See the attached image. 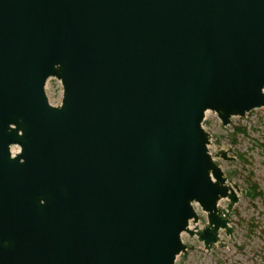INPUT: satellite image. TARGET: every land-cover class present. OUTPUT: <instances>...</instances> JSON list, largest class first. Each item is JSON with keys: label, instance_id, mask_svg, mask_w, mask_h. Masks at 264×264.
<instances>
[{"label": "water", "instance_id": "1", "mask_svg": "<svg viewBox=\"0 0 264 264\" xmlns=\"http://www.w3.org/2000/svg\"><path fill=\"white\" fill-rule=\"evenodd\" d=\"M260 107L264 0H0V264H177L184 232L210 250L251 192L206 112Z\"/></svg>", "mask_w": 264, "mask_h": 264}, {"label": "rangeland", "instance_id": "2", "mask_svg": "<svg viewBox=\"0 0 264 264\" xmlns=\"http://www.w3.org/2000/svg\"><path fill=\"white\" fill-rule=\"evenodd\" d=\"M46 89L56 104H61V81L49 78ZM204 128L210 131L209 150L214 160L221 164L227 183L234 189L237 186L250 191L251 195L237 192L239 200L230 217L233 230L231 234L220 230V241L210 250L205 249L197 235L182 233L188 250L178 256L177 264H264V107L244 116H232L231 123L226 126L217 113L207 111ZM219 150L227 151L228 157H234L233 152L237 156L232 161L224 160L215 156ZM251 183L259 186L258 196L252 193ZM194 207L199 217L196 225L200 229L208 223L207 213L198 203Z\"/></svg>", "mask_w": 264, "mask_h": 264}, {"label": "trees", "instance_id": "3", "mask_svg": "<svg viewBox=\"0 0 264 264\" xmlns=\"http://www.w3.org/2000/svg\"><path fill=\"white\" fill-rule=\"evenodd\" d=\"M252 193L258 196L261 192L259 191V186L256 183H251Z\"/></svg>", "mask_w": 264, "mask_h": 264}]
</instances>
